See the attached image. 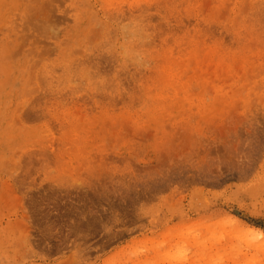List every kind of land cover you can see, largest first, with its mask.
<instances>
[{
  "label": "rangeland",
  "instance_id": "1",
  "mask_svg": "<svg viewBox=\"0 0 264 264\" xmlns=\"http://www.w3.org/2000/svg\"><path fill=\"white\" fill-rule=\"evenodd\" d=\"M2 78L0 264H264V0H6Z\"/></svg>",
  "mask_w": 264,
  "mask_h": 264
},
{
  "label": "bare ground",
  "instance_id": "2",
  "mask_svg": "<svg viewBox=\"0 0 264 264\" xmlns=\"http://www.w3.org/2000/svg\"><path fill=\"white\" fill-rule=\"evenodd\" d=\"M4 4L6 5V0H0V5H3V7H5ZM16 9L19 10V6H16ZM16 38H17V37H16ZM15 41H16V43L18 42V45H19L20 42L16 39V40H14V41H11V42L9 43V45L6 47V49H5V54H6V57H7V58H8V55H14V54H15V48H14V47H17V46H14ZM22 43H24V42H22ZM32 50H33V51H36L35 48H32ZM1 53L3 54L4 51L2 50ZM9 77H10V76H9ZM16 77H17V76H16ZM10 85H11V79H9V78H2V79L0 80V89L3 88V89L0 91V96H1V93L4 91V88H5V89H8V88L10 87Z\"/></svg>",
  "mask_w": 264,
  "mask_h": 264
}]
</instances>
